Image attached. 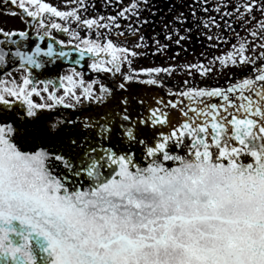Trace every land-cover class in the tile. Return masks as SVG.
Returning <instances> with one entry per match:
<instances>
[{
    "label": "snow or ice",
    "instance_id": "6c2138e0",
    "mask_svg": "<svg viewBox=\"0 0 264 264\" xmlns=\"http://www.w3.org/2000/svg\"><path fill=\"white\" fill-rule=\"evenodd\" d=\"M6 17L0 264H264V0Z\"/></svg>",
    "mask_w": 264,
    "mask_h": 264
},
{
    "label": "flooded vegetation",
    "instance_id": "af4514ba",
    "mask_svg": "<svg viewBox=\"0 0 264 264\" xmlns=\"http://www.w3.org/2000/svg\"><path fill=\"white\" fill-rule=\"evenodd\" d=\"M174 1H177L178 0H172V2ZM54 3H57V4H60L61 3V0H53ZM161 11L164 13V15L166 16L167 13H168V9L167 8H161ZM175 14V13H173ZM170 18V17H169ZM0 26H3L5 28H11V27H20L22 26L19 22V19L18 18H12V17H6L4 19H0ZM197 51H199V47H197L196 49ZM182 57H183V54H182ZM187 59H192V56L191 55H188L186 57ZM157 62H161V58L157 57L156 58ZM145 64H148V63H151V61H144Z\"/></svg>",
    "mask_w": 264,
    "mask_h": 264
},
{
    "label": "trees",
    "instance_id": "16d2710c",
    "mask_svg": "<svg viewBox=\"0 0 264 264\" xmlns=\"http://www.w3.org/2000/svg\"><path fill=\"white\" fill-rule=\"evenodd\" d=\"M165 2H168V0H165ZM103 3V0H101V4ZM98 6H100V5H98ZM161 8H164L163 7V4H161Z\"/></svg>",
    "mask_w": 264,
    "mask_h": 264
}]
</instances>
